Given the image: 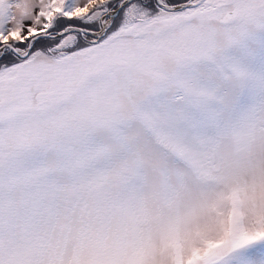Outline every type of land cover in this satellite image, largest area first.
Returning a JSON list of instances; mask_svg holds the SVG:
<instances>
[{"label": "snow or ice", "instance_id": "snow-or-ice-1", "mask_svg": "<svg viewBox=\"0 0 264 264\" xmlns=\"http://www.w3.org/2000/svg\"><path fill=\"white\" fill-rule=\"evenodd\" d=\"M0 264H264V0H0Z\"/></svg>", "mask_w": 264, "mask_h": 264}]
</instances>
